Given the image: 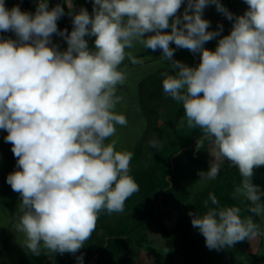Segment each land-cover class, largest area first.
I'll use <instances>...</instances> for the list:
<instances>
[{
	"label": "clouds",
	"instance_id": "obj_1",
	"mask_svg": "<svg viewBox=\"0 0 264 264\" xmlns=\"http://www.w3.org/2000/svg\"><path fill=\"white\" fill-rule=\"evenodd\" d=\"M65 2L70 33L58 29L65 14L60 4L49 9L48 0H39L32 14L0 0V32L17 36L0 38V130L17 158L18 170L6 182L21 197L15 227L24 235L22 245L36 256L42 249L74 254L90 239L101 211L123 213L139 191L130 175L133 154L118 151L115 139L105 143L117 125L127 124L115 106L117 87L127 79L120 65L126 58L143 63L126 52L134 41L162 50L174 72L161 73L164 94L182 104L190 129L213 140L214 160L200 179H216L228 161L241 177L233 199L243 198L256 216L264 214V192L252 182L254 169L264 166V0H244L248 8L235 18L219 0H187L182 15L185 0H92L91 15ZM209 5L234 21L214 50L204 45L223 26L208 30L203 12ZM53 34L64 38L66 50L52 43ZM86 36L95 37L93 48ZM172 43L199 52V64L174 60ZM157 144L149 141L150 147ZM204 205L202 215H189L210 250L261 234L239 206H221L212 193Z\"/></svg>",
	"mask_w": 264,
	"mask_h": 264
},
{
	"label": "rangeland",
	"instance_id": "obj_2",
	"mask_svg": "<svg viewBox=\"0 0 264 264\" xmlns=\"http://www.w3.org/2000/svg\"><path fill=\"white\" fill-rule=\"evenodd\" d=\"M219 2L233 14L234 18L243 15L248 8L244 0H219ZM71 4L74 12L78 13L81 8H86L89 14H92V0H71ZM186 5L187 0L181 6L178 15L183 14ZM222 15L224 14L217 11L215 5H209L204 9L203 18L218 17L210 21L209 31H217L218 26H223L219 36L205 43L204 47L209 50H214L218 40L230 34L232 29L234 21L227 18L220 19ZM165 31L170 32L171 29ZM151 34H145V38ZM85 39L89 48H93L95 37L86 36ZM52 43L58 46L59 40L52 36ZM170 47L174 49V60L192 67L199 64V52L193 53L187 49L177 48L174 43L170 44ZM126 52L142 60L143 63L132 64L126 58L120 65V70L125 72L127 79L124 85L117 87V96L120 100L115 106V111L126 116L127 124L117 125L115 136L105 143L115 139L118 151H128L133 154V158L137 157V161L132 159L130 163V175L134 178L136 170L151 163L154 151L162 141L170 139L173 132L179 133L184 128L187 133L191 132L187 126L182 104L167 97L163 92L161 73L169 71L170 74H174V72L170 69V62L163 59L162 50L152 51L138 41H134V46L126 49ZM161 92L169 103L165 109L162 108L157 113L156 126L166 129V132L160 135L154 129L155 118L147 108L148 99L157 97ZM158 134L162 141L158 139ZM6 135L5 130H0V160L11 152V144L4 139ZM200 139L202 141L197 145L199 149L197 146L193 149L195 152L193 154L197 155V158L189 162L182 160L181 168L175 174L174 189L166 197V205L172 212L171 217H163V221L140 229L134 234L128 246L118 252L102 251L108 238L115 234L113 226L124 221L126 213L123 211L110 215L106 210L101 211L102 214L101 216L99 214L97 221L100 230L96 228L84 246L76 253H72L74 257L72 264H80L81 257L82 264H264V214L254 216V222L260 225L261 234L247 240L244 252L234 256H231L227 251L228 247H225L221 252L219 251L222 254L215 257L217 249L210 250L206 246L205 237L198 228L193 227L191 223L193 216L189 213L202 215L207 210L204 201L208 200L209 190L218 184H225L233 172H238L235 166H230L229 162L225 161L216 179H200L199 173L207 172L210 162L214 160L211 156L214 150L213 140L205 139L203 136ZM150 140L157 141V147H150ZM195 143L196 140L190 147ZM252 182L257 185L256 175L253 176ZM258 186L264 192V181ZM217 199L221 206H228L221 197ZM20 202V194L13 191L0 203V264H19L30 252L22 245L24 235L17 232L15 227L18 222L17 210ZM261 203H264V195L261 196ZM208 207H213L210 201Z\"/></svg>",
	"mask_w": 264,
	"mask_h": 264
},
{
	"label": "trees",
	"instance_id": "obj_3",
	"mask_svg": "<svg viewBox=\"0 0 264 264\" xmlns=\"http://www.w3.org/2000/svg\"><path fill=\"white\" fill-rule=\"evenodd\" d=\"M39 0H5V6L8 9L19 5L21 11H26L34 14ZM60 4L64 8V15L57 21L59 30L67 29L70 33L73 29L72 16L69 15L68 5L65 0H48L49 9ZM54 38L59 40L58 47L61 51L66 50L67 42L63 37L53 34ZM0 38L16 40L17 36L14 32H0ZM153 96V94H152ZM149 106L147 108L154 118V129L161 135L166 132V129H160L156 126L158 120V112L168 105V99L162 94L155 98H150ZM165 105V106H164ZM162 115V114H161ZM156 123V124H155ZM169 125V123H168ZM186 128L179 133L173 132L170 139L162 141L161 136L158 134V139L162 141L157 149L154 151L152 161L147 166H142L136 170L135 181L139 185V191L134 193L126 202L124 212L126 219L121 223L114 225L113 229L115 234L111 235L106 245H103V250H112L118 252L122 248H126L129 242L134 237V234L142 228L154 225L156 222L163 221V217H171V209L166 205V197L173 191L175 185V174L181 168L180 163L182 160L187 162L197 158L193 154V149L197 143L202 140L203 136L199 128L190 129V134L185 131ZM176 133V134H175ZM200 139V140H199ZM196 140L193 147L191 143ZM184 147H189L182 150ZM173 159L171 160V158ZM137 161V157L132 158ZM17 169V158L14 157L12 151L9 152L5 158L0 160V203L10 192H13L11 186L6 182L7 176ZM168 175H171L168 178ZM256 175V184L260 185L264 181V166L254 169ZM241 177L238 172H233L232 176L225 184H218L214 186L209 193L214 194L216 197H221L228 206H239L241 208V216H251L254 220V214L247 211L248 202L243 198L233 199L235 188L239 185ZM102 213H100L101 216ZM100 230V227H97ZM247 240L237 242L232 248H226L231 256L238 255L244 252V246ZM222 248L216 250V256H220ZM74 257L72 253H52L46 249L41 250L39 256L33 255L29 252L19 264H72Z\"/></svg>",
	"mask_w": 264,
	"mask_h": 264
},
{
	"label": "crops",
	"instance_id": "obj_4",
	"mask_svg": "<svg viewBox=\"0 0 264 264\" xmlns=\"http://www.w3.org/2000/svg\"><path fill=\"white\" fill-rule=\"evenodd\" d=\"M210 18H211V19H208L206 16L204 17V19L208 20L209 22L212 21V20H215V19L218 18V17H210ZM220 19H226V16L222 15V16L220 17Z\"/></svg>",
	"mask_w": 264,
	"mask_h": 264
},
{
	"label": "water",
	"instance_id": "obj_5",
	"mask_svg": "<svg viewBox=\"0 0 264 264\" xmlns=\"http://www.w3.org/2000/svg\"><path fill=\"white\" fill-rule=\"evenodd\" d=\"M189 147H184V148H182V150H186V149H188ZM173 159V157L171 158V160ZM171 175H168V178L170 177Z\"/></svg>",
	"mask_w": 264,
	"mask_h": 264
}]
</instances>
